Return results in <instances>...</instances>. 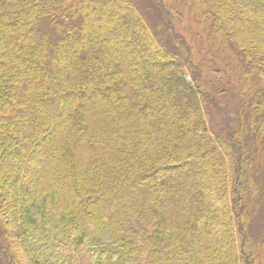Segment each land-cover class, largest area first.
Segmentation results:
<instances>
[{
  "label": "trees",
  "instance_id": "16d2710c",
  "mask_svg": "<svg viewBox=\"0 0 264 264\" xmlns=\"http://www.w3.org/2000/svg\"><path fill=\"white\" fill-rule=\"evenodd\" d=\"M263 213L264 0H0V264H262Z\"/></svg>",
  "mask_w": 264,
  "mask_h": 264
},
{
  "label": "rangeland",
  "instance_id": "374dc122",
  "mask_svg": "<svg viewBox=\"0 0 264 264\" xmlns=\"http://www.w3.org/2000/svg\"><path fill=\"white\" fill-rule=\"evenodd\" d=\"M189 21V20H188ZM188 21H186V27L188 28L189 27V34L192 35V37L197 40V38H195V35L196 36H200L201 34H203V29L202 28H199L198 26H196L195 23H189ZM179 29V27H178ZM225 34L228 35V32L225 30ZM188 39L190 40L191 37L188 36ZM200 41L197 40V43H199ZM228 50L233 54V49L230 45V43L228 41L225 40V43H224ZM199 47V45H197ZM196 47V50H198L199 48ZM201 47V46H200ZM199 51H197V58L199 61H202V56L200 54H198ZM208 70H207V75L209 76V78L213 79L214 82H216V79L218 77V73H215L216 70H219L218 67H215L213 64L212 65H208ZM220 72L222 73V75L225 76V80L227 79V74L225 73V69H220ZM236 94V93H235ZM205 190V189H204ZM260 213V212H259ZM264 214V213H263ZM263 221H264V218H263V215H256L255 217V221L253 222V229H252V234H253V237L257 238L260 234V229H261V226L263 224ZM264 226V224H263ZM261 250V256H262V264H264V246L260 249Z\"/></svg>",
  "mask_w": 264,
  "mask_h": 264
}]
</instances>
